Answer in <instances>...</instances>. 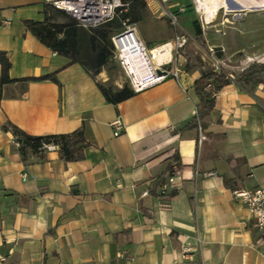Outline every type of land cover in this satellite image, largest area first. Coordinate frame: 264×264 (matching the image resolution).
Instances as JSON below:
<instances>
[{"label":"crops","instance_id":"0c3cea01","mask_svg":"<svg viewBox=\"0 0 264 264\" xmlns=\"http://www.w3.org/2000/svg\"><path fill=\"white\" fill-rule=\"evenodd\" d=\"M145 1L162 32L154 11L161 15L162 5ZM43 5L0 0V50L12 79L0 84V264H264V240L233 194L264 187V84L231 81L215 94L203 129L174 133L195 113L193 82L204 62L188 58L179 84L168 77L106 101L103 69L91 77L24 27L23 19H42ZM133 23L148 47L168 41ZM53 72L56 80L29 79ZM115 117L119 135L109 125ZM8 121L33 135L81 128L84 157L64 161L50 150L23 161L2 129ZM173 151L182 164L178 190L163 201L147 186Z\"/></svg>","mask_w":264,"mask_h":264},{"label":"trees","instance_id":"16d2710c","mask_svg":"<svg viewBox=\"0 0 264 264\" xmlns=\"http://www.w3.org/2000/svg\"><path fill=\"white\" fill-rule=\"evenodd\" d=\"M128 2L126 15H132V21L141 19L142 14L139 10L146 6L145 0H123ZM120 12V13H121ZM138 12V13H137ZM118 14L95 27L85 28L67 12L44 2L42 8V19L35 20L31 18L23 19L24 27L41 43L48 46L54 53L62 55L68 59V63H80L84 66L91 77L105 67L113 59V46L110 37L121 28V22L126 17ZM160 19L168 22L165 16ZM197 22V21H196ZM198 26V24H197ZM218 55L221 53L218 52ZM196 62H201L200 58H193ZM187 64V63H186ZM185 64V66H186ZM184 66V67H185ZM8 59L4 51L0 50V84L12 81L8 75ZM32 80H56L55 73H49L38 77H31ZM231 81L240 86H256L264 84V62H252L245 69L239 72H233L229 76L226 72H215L208 66L201 69L200 75L194 80L193 87L198 98L194 115L181 128L174 129L177 132L186 126H200L203 129L204 122L214 107L215 94ZM106 101L116 103L128 98L134 94L127 81H124L120 87L110 83H98ZM2 129L11 130L13 140L17 142L16 149L20 153L23 161L27 160L30 154L37 155L43 159L47 151L46 144H54L57 151L64 161L80 160L84 157V148L88 145L83 130L75 129L68 133H52L33 135L26 133L15 124L8 121L2 125ZM209 135L208 133H206ZM182 164L177 151H173L171 157L166 160L164 169L154 175L148 183V194L159 197L163 201H168L177 193V188H169L165 192L160 191V186L171 175V168H181ZM228 184L229 181L225 180Z\"/></svg>","mask_w":264,"mask_h":264},{"label":"built area","instance_id":"2783aa9c","mask_svg":"<svg viewBox=\"0 0 264 264\" xmlns=\"http://www.w3.org/2000/svg\"><path fill=\"white\" fill-rule=\"evenodd\" d=\"M43 1L50 3L58 9L64 10L70 14L79 25L85 28H92L104 23L114 18L117 13L126 11L128 7V2L123 0ZM157 1L165 6L162 10V14L168 19L169 25L174 30L172 40L148 47L139 36L135 24L129 22L128 18H124L122 20L120 30L113 33L110 37L113 46V57L117 60L125 72L128 78V84L134 93L158 84L168 77L174 78L179 84V75L186 64L184 48L188 41H192L193 43L195 42L192 36L185 32H179V30L176 29V27L179 26L178 11H181L183 8L172 10L169 5L170 0ZM229 1L237 2V0ZM250 1L251 9L242 7L236 10H228L225 6H220L210 18H207L204 9L201 8V5L195 3L194 9L197 13L196 21L199 29L203 34H205L218 13H222L224 17H226L230 11H236L234 16L241 17V15L246 14L248 11L264 10V0ZM225 20H227V18ZM166 44L169 46L164 47ZM202 51L207 59L206 62L209 68L215 72H226L229 76H232L233 72L242 71L254 61L264 62V55L257 57L245 56L243 59L238 60L236 63L231 65V60L228 56H226L222 45H215L209 42H206L205 49ZM218 52L221 53V55H218ZM131 57H136L138 61L137 65H133V68H136H134V71L136 72L137 80H135L131 76V73L128 72L127 58L131 61ZM139 58H142L143 60L139 61ZM144 67H146L147 70H145ZM225 67H230V69H225ZM139 68H142L145 71V74L140 75L138 72ZM109 125L112 129L113 135H119L124 128L123 122L119 117H115L111 120ZM199 127L200 126L198 125V128ZM202 139H204V135L199 133L198 143ZM13 144L14 146L18 145L14 140ZM45 147L47 151L57 149V146L54 144H46ZM171 172V175H169L167 180L160 186L161 192H165L169 188L177 186L178 170L172 167ZM233 194L247 206L253 219V225L259 232L260 238L264 240V187L257 186L252 188L235 189L233 190ZM189 250L190 247L188 245H184L182 248L184 255ZM1 259L3 260L2 257Z\"/></svg>","mask_w":264,"mask_h":264},{"label":"rangeland","instance_id":"374dc122","mask_svg":"<svg viewBox=\"0 0 264 264\" xmlns=\"http://www.w3.org/2000/svg\"><path fill=\"white\" fill-rule=\"evenodd\" d=\"M230 3L233 5V2ZM194 4V0H170L169 4L172 10L183 8L181 11H178L179 26H177L176 29H178L179 32L189 34L195 41L194 43L192 41H188L184 48L186 60L188 58L197 57L200 58L206 66H208L206 62L207 59L202 51L205 49L206 42L215 45H222L226 56H228L231 60V65L236 63L238 60L243 59L245 56L257 57L264 55V10L248 11L246 14L241 15V17L234 16L236 11H230L226 17H224L222 13H218L216 18L213 20L212 25L207 29L206 33L203 34L197 26V13L194 9ZM162 7L163 9L165 8L164 5H162ZM154 8L155 7H153V9ZM155 9V15L161 17L163 14L160 15V9ZM231 10H236V8ZM126 13L128 12H119L117 14L121 17L120 19H122V15H126ZM139 13L142 14L140 25L142 26L144 33L150 34V32H152V37H156L161 34L162 36L168 38V41L172 40L174 33L173 28L168 25L167 21L159 19L157 21L159 24L163 25V27L162 32L157 31L158 23L155 21L156 19L151 16L152 14L149 6L146 5L144 8L140 9ZM135 14L136 12L128 14L125 18H128L129 22L133 23L134 21L131 20V17ZM226 18L227 20H225ZM165 23L169 27H167ZM234 49L236 50L232 52ZM138 60L142 61L143 59L139 58ZM144 68L147 70L146 67ZM102 69L108 76V83L117 85L122 84L124 81L128 82L125 72L114 57ZM225 69H230V67H225Z\"/></svg>","mask_w":264,"mask_h":264},{"label":"bare ground","instance_id":"6f19581e","mask_svg":"<svg viewBox=\"0 0 264 264\" xmlns=\"http://www.w3.org/2000/svg\"><path fill=\"white\" fill-rule=\"evenodd\" d=\"M196 4H199L202 6V8L204 9L207 18H210L212 16V14L218 9V7L220 6H225L228 10L231 9H239L242 7L245 8H250V0H237V2H233V5L230 3L231 1L229 0H194ZM236 3V4H234ZM169 45L166 44L164 45V47H168ZM132 62L130 61L129 58H127V65H128V72L131 73V76L137 80L136 78V72L134 71L133 65L136 64L137 65V58L136 57H131ZM141 72V71H140ZM133 74V75H132Z\"/></svg>","mask_w":264,"mask_h":264},{"label":"water","instance_id":"95a60500","mask_svg":"<svg viewBox=\"0 0 264 264\" xmlns=\"http://www.w3.org/2000/svg\"><path fill=\"white\" fill-rule=\"evenodd\" d=\"M201 8H202V6H201Z\"/></svg>","mask_w":264,"mask_h":264}]
</instances>
